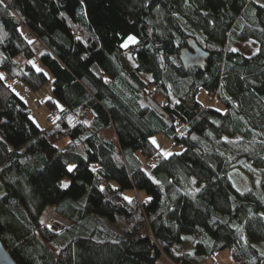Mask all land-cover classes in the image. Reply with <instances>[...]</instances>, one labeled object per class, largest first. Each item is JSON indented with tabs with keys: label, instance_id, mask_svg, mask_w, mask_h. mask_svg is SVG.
<instances>
[{
	"label": "trees",
	"instance_id": "1",
	"mask_svg": "<svg viewBox=\"0 0 264 264\" xmlns=\"http://www.w3.org/2000/svg\"><path fill=\"white\" fill-rule=\"evenodd\" d=\"M261 5L0 0V241L17 263L209 264L226 251L264 264ZM189 39L208 52L203 67L182 65ZM48 74L58 115L45 131L8 81L35 90ZM155 135L183 149L165 155ZM240 157L258 189L231 182Z\"/></svg>",
	"mask_w": 264,
	"mask_h": 264
},
{
	"label": "rangeland",
	"instance_id": "2",
	"mask_svg": "<svg viewBox=\"0 0 264 264\" xmlns=\"http://www.w3.org/2000/svg\"><path fill=\"white\" fill-rule=\"evenodd\" d=\"M239 49H241L245 53H249L254 50L255 46L250 43H243L242 46L238 44ZM36 68H39L41 70H45L43 65L40 62H37L34 64ZM9 84L11 85L12 89L18 94L22 99L27 103L29 109H30V118L34 121L37 126L42 127L43 129H50L54 126L55 122H48L46 120V116L49 114L50 109L48 105L46 104V100L51 97V83H52V76L48 74V81L41 86L38 89H32L30 88L25 82L17 79H10ZM197 99L207 104L215 105V102L212 98L207 96V93L204 89L200 88L197 93ZM165 100H161V104ZM38 103V107H34V103ZM60 106V105H59ZM53 129V128H52ZM155 141V144L162 148V152L165 154H170L172 152H179L183 149L182 145L178 144H172L171 141L168 138L162 137L161 135H155L152 137V141ZM252 170L251 165L247 162H244L240 164L239 166L233 167L229 169L228 175L233 183V185L238 189H245V188H257L259 187L258 179L255 178L254 174L249 171ZM63 183H67V179L63 180ZM256 183V186H255ZM258 189V188H257ZM129 192V191H128ZM137 197L140 200H143L145 193L143 191L136 192ZM51 207L49 206L43 216L42 219H48L49 217H53V213L51 211ZM53 220V219H52ZM58 225L53 226L54 229H58V226H61V229L64 227L62 224L54 221ZM60 228V227H59ZM213 261L216 262V264H234L230 256L226 251L219 252L215 255L213 260L209 261V264H213ZM22 264H28L23 262Z\"/></svg>",
	"mask_w": 264,
	"mask_h": 264
},
{
	"label": "water",
	"instance_id": "3",
	"mask_svg": "<svg viewBox=\"0 0 264 264\" xmlns=\"http://www.w3.org/2000/svg\"><path fill=\"white\" fill-rule=\"evenodd\" d=\"M208 56V52L205 51L200 45H198L194 39L188 40V45L182 48L179 52V59L185 67H203L205 59ZM150 104L159 112L165 113L161 105H159L153 99H149ZM246 161L245 157H240L234 161L231 166L236 167ZM0 264H19L17 263L9 251L4 247L0 241Z\"/></svg>",
	"mask_w": 264,
	"mask_h": 264
},
{
	"label": "built area",
	"instance_id": "4",
	"mask_svg": "<svg viewBox=\"0 0 264 264\" xmlns=\"http://www.w3.org/2000/svg\"><path fill=\"white\" fill-rule=\"evenodd\" d=\"M38 103L39 102H36L34 105H35V107L37 108L38 107ZM164 103V102H163ZM57 115H58V110H56V109H52V110H50V112H49V114L46 116V120L48 121V122H52V121H54V119L57 117ZM179 130L178 131H181V124H179L178 125V127H177ZM51 226L52 225H54V226H56V225H58L57 223H55L54 221H49L48 222ZM56 224V225H55ZM53 227V226H52ZM60 227V228H59ZM138 228L140 229V232L141 233H144V229H145V227L144 226H138ZM58 229H61V226L59 225L58 226Z\"/></svg>",
	"mask_w": 264,
	"mask_h": 264
},
{
	"label": "snow or ice",
	"instance_id": "5",
	"mask_svg": "<svg viewBox=\"0 0 264 264\" xmlns=\"http://www.w3.org/2000/svg\"><path fill=\"white\" fill-rule=\"evenodd\" d=\"M262 7H264V5H261ZM78 39H79V37H77ZM128 42H135V38L134 37H131V36H129L128 37ZM128 42H126L125 44H123V45H121V47H127V43ZM29 43H31V41H29ZM232 51H236V49H232ZM255 54V53H254ZM30 63H32V62H30ZM33 67L35 68V70L37 71V72H40L41 71V69H39V68H36V66L33 64ZM45 75H46V73H45ZM0 79H3V76H2V74H0ZM149 79H151V77H149ZM195 138V137H194ZM153 143H155V141L153 140ZM165 155H168V154H165ZM153 167H155V165H153ZM73 168H74V166H69L68 167V171L69 172H71V171H73ZM193 182H195V181H193ZM69 185L67 184V183H63L62 185H61V187H63V188H67ZM101 190H103V189H101ZM125 199H128L127 197H125ZM148 199H151L150 197L148 198Z\"/></svg>",
	"mask_w": 264,
	"mask_h": 264
},
{
	"label": "crops",
	"instance_id": "6",
	"mask_svg": "<svg viewBox=\"0 0 264 264\" xmlns=\"http://www.w3.org/2000/svg\"><path fill=\"white\" fill-rule=\"evenodd\" d=\"M255 1H257L258 3H260V4H262V5H264V0H255ZM245 43V42H244ZM247 43H250V44H253L255 47H256V45H255V43L253 42V41H248ZM242 44L243 43H240V45L242 46ZM255 49V48H254ZM241 50V49H240ZM242 51V50H241ZM54 126H55V124H54ZM53 126V127H54ZM53 127H51L50 129H46L45 131H49V130H51ZM144 200H147V197L144 195V198H143Z\"/></svg>",
	"mask_w": 264,
	"mask_h": 264
}]
</instances>
